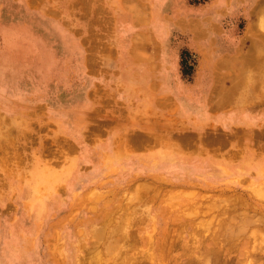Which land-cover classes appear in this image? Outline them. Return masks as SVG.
Here are the masks:
<instances>
[{
  "label": "rangeland",
  "instance_id": "obj_1",
  "mask_svg": "<svg viewBox=\"0 0 264 264\" xmlns=\"http://www.w3.org/2000/svg\"><path fill=\"white\" fill-rule=\"evenodd\" d=\"M209 20L220 37L250 20L264 35V0H0V264H264V223L243 213L264 205V126L200 124L170 98L139 116L114 70L120 47L154 61ZM179 50L189 80L198 59ZM258 51L252 68L217 62L249 68L239 101L251 84L264 99Z\"/></svg>",
  "mask_w": 264,
  "mask_h": 264
},
{
  "label": "crops",
  "instance_id": "obj_2",
  "mask_svg": "<svg viewBox=\"0 0 264 264\" xmlns=\"http://www.w3.org/2000/svg\"><path fill=\"white\" fill-rule=\"evenodd\" d=\"M242 9L247 11L248 7ZM162 27L163 29L159 30V38L166 34L165 25ZM184 27L192 35L189 42L182 47L178 46L179 48L169 45L165 40L159 42L158 45L162 49L161 56L154 61L144 58L142 54L138 57L132 54L131 42L128 47H120L118 65L114 70L119 73L121 83L118 85L129 94L127 98L138 100L133 110L136 108L137 114L142 117L153 112L166 115L168 110L165 101L170 98L180 102L183 116L187 119H196L200 124L206 122L208 125H220L223 129L241 128L251 131L264 126V99H258L256 95V92H261L263 89L251 84L249 89L252 90L253 99L238 100V96L248 88L247 84H241L237 80L246 70L247 65L242 69L237 68L238 65H231L229 68L217 66V62L222 58L229 62L239 58L249 59L252 63L249 68L254 66L253 61L260 54L259 45L264 42L261 41L264 35L259 31L258 21H247L242 26L241 34L234 39H231L233 35L230 32L225 31L223 36H217L216 24L212 20L201 26L206 30H194V25H184ZM200 34L203 36L205 34L203 42L199 41ZM259 35L263 36L261 40ZM167 49L170 50L168 55H166ZM179 49L195 52L198 59L189 80H185L179 70ZM219 73H222L224 78L230 77V81L220 83ZM100 82L101 80L98 84ZM117 82L116 77L115 83ZM187 102L191 105L186 106Z\"/></svg>",
  "mask_w": 264,
  "mask_h": 264
},
{
  "label": "bare ground",
  "instance_id": "obj_3",
  "mask_svg": "<svg viewBox=\"0 0 264 264\" xmlns=\"http://www.w3.org/2000/svg\"><path fill=\"white\" fill-rule=\"evenodd\" d=\"M221 64V63H220ZM226 92V91H225ZM250 95V94H249ZM240 98H242V97H240ZM243 99V98H242ZM244 100V99H243ZM244 103V102H243ZM184 137V136H183ZM144 138V137H143ZM159 138V137H158ZM156 139V138H155ZM152 140V139H151ZM144 141V140H143ZM160 141V140H159ZM128 142V141H127ZM141 143H142V141H140ZM139 142V143H140ZM150 143H152V142H150ZM156 143H158L157 141H156ZM138 144V143H137ZM153 144H154V141H153ZM141 145V144H140ZM140 145H138V146H140ZM149 148V147H148ZM262 187H264V186H262ZM254 190V189H253ZM259 190V189H258ZM261 190V189H260ZM263 192H264V190H262V193L261 194H259L258 196L260 197V198H262L263 200H264V195H263ZM252 193V192H251ZM256 193H258V191L256 192ZM256 193H255V196H256ZM254 196V197H255ZM153 197V196H152ZM258 198V197H257ZM256 198V199H257ZM232 199V198H231ZM234 199V198H233ZM232 199V200H233ZM236 199H234V201H235ZM262 200V201H263ZM234 201H232L233 203H230V202H225L224 204L222 203V206L223 205H225V206H227V204L229 203V205H228V210H229V212L231 211V212H233V211H236L237 210V206L235 207V203H234ZM242 201V200H241ZM240 202V201H239ZM183 204V203H182ZM216 204V203H215ZM246 204V203H245ZM245 204H243L244 205V207H245ZM219 205V204H218ZM242 205V203H241V207L243 206ZM125 206V205H124ZM258 206V205H257ZM257 206H255V204H253V203H249V204H246V208H250V209H254L252 212H257L261 217H259V215L257 216V213L255 214H253L252 212V214H249L250 213V211H249V215L248 214H246V212H243V213H245V215H246V219H247V216L249 217V219L251 218L252 219V222H254L253 224H255V223H257V222H261V221H263V223H264V205H260V208H258ZM218 207H220V205L218 206ZM224 208V207H223ZM245 208V209H246ZM182 209V208H181ZM218 210V208H216V206H215V210ZM249 209V210H250ZM219 210H220V208H219ZM225 210L227 211V208L225 207ZM221 211V210H220ZM183 212V211H182ZM204 214V213H203ZM185 215V214H184ZM244 215V216H245ZM243 216V217H244ZM245 219V218H244ZM245 219V220H246ZM250 219V220H251ZM261 219V220H260ZM244 220V221H245ZM105 221V220H104ZM212 221V220H211ZM243 221V222H244ZM131 222V221H130ZM243 222H241V223H243ZM246 222H247V224L249 223L250 224V222H248V220L247 221H245L244 222V224L246 225ZM252 222H251V224H252ZM202 223V222H201ZM212 224V223H211ZM244 224H242V225H240V227L242 226L243 228H244ZM99 225V224H98ZM107 225H108V223H107ZM128 225V224H127ZM264 225V224H263ZM207 226V225H206ZM211 226V225H210ZM219 226V225H218ZM259 226V225H258ZM107 227V226H106ZM249 227V226H248ZM220 228V227H219ZM246 228V227H245ZM261 228V227H260ZM103 229H105V228H103ZM106 229H108V228H106ZM105 229V230H106ZM124 229V228H123ZM122 229V230H123ZM222 229V228H221ZM247 229V228H246ZM262 229V228H261ZM104 230V231H105ZM126 230V228L123 230V231H125ZM220 230V229H219ZM263 230H264V228H263ZM102 231V230H101ZM221 231V230H220ZM196 232V231H195ZM96 233V232H95ZM126 233V232H125ZM131 234V233H130ZM240 235V234H239ZM246 235V234H245ZM253 236L251 237V238H256V239H259V244L262 246V248H258V249H260L262 252H264V250H263V248H264V231H262L261 232V230H260V233H256V232H254L253 234H252ZM100 236H102L103 237V235L102 234H99V237ZM224 236V235H223ZM250 236V235H249ZM219 237V236H218ZM240 237V236H239ZM134 238V237H133ZM132 238V239H133ZM85 239V238H84ZM100 239H102V238H100ZM93 241V240H92ZM224 244V243H223ZM117 245V244H116ZM129 245V244H128ZM258 245V244H257ZM113 246V245H112ZM119 246V245H118ZM231 246V245H230ZM261 246H259V247H261ZM114 247V246H113ZM194 247V246H193ZM93 248V247H92ZM98 248V247H97ZM121 247H119V249H120ZM220 248V247H219ZM256 248V247H255ZM118 249V250H119ZM224 249V248H223ZM206 250V249H205ZM114 251V250H113ZM120 251V250H119ZM125 251V250H124ZM97 252V251H96ZM116 252H117V250H116ZM115 252V253H116ZM118 253V252H117ZM255 253H257V251L255 252ZM68 254V253H67ZM95 254H97V253H95ZM120 254V253H119ZM69 255V254H68ZM71 255V254H70ZM256 254H254V256H255ZM97 256H98V254H97ZM78 257H80V256H78ZM259 257V256H258ZM263 257V256H262ZM176 258V257H175ZM257 258V257H256ZM261 258V257H260ZM69 259V258H68ZM263 259V258H262ZM81 260V259H80ZM135 261V260H134ZM260 261V260H259ZM258 261V262H259ZM88 262V261H87ZM257 262V263H258ZM120 263V262H119ZM118 264V263H117ZM123 264H124V261H123ZM256 264V263H255ZM263 264V263H262Z\"/></svg>",
  "mask_w": 264,
  "mask_h": 264
}]
</instances>
